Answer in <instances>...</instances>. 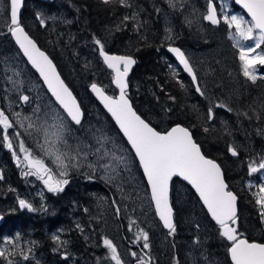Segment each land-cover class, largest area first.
I'll return each instance as SVG.
<instances>
[{
	"label": "trees",
	"instance_id": "1",
	"mask_svg": "<svg viewBox=\"0 0 264 264\" xmlns=\"http://www.w3.org/2000/svg\"><path fill=\"white\" fill-rule=\"evenodd\" d=\"M192 1L198 4L200 13L206 12L207 0ZM7 2L5 0L6 6L3 13H0V40L9 44L12 51H16L8 32ZM166 2L167 0H109L108 3L104 0H26L20 19L25 30L55 63L63 80L77 98L84 112V120L88 118L89 111L94 109L113 125L89 92L88 84L97 83L110 95H114L116 90L103 74L98 79L84 76V85L81 86L72 83L66 68V58L70 59L77 72L79 70L78 73L82 72L84 64L80 66V60L76 59H80V55L97 53L99 45L96 40L101 41L108 53L131 56L136 64L128 79L127 94L135 111L157 131L165 132L176 124L190 130L203 154L220 165L229 189L238 197L236 226L239 232L249 241L264 243L262 209L246 184L248 162L254 160L253 156L259 149H264L262 137L254 133V128L256 130L257 127L264 130V85L260 82L248 85L246 81H237L236 78L242 77L241 74L237 75L239 60L235 58V54L238 52L224 25H211L203 20L197 26L194 21L189 22L188 13L169 9ZM164 9L169 10L165 25L161 18ZM55 11H65L67 21L46 19L44 24L40 23L37 16L39 12L51 14ZM66 34L73 37V40L69 42ZM163 38L169 39L165 41ZM168 45L179 46L184 51L199 85L203 82V76L208 77L211 95L208 96L202 90L203 95L196 93L189 78L166 53ZM60 49L65 51L63 58ZM192 51L199 56L202 53L199 61L193 57ZM28 69L39 80L34 71L29 67ZM253 86L255 91L247 89ZM113 127L115 128L114 125ZM232 148L236 149V156L230 153ZM5 153L0 154V175L7 181L10 175L15 174L10 169L6 171L9 166L13 167L12 162L2 163L8 158ZM68 181L71 188L67 194H50L48 199L45 198V207L40 210L37 205L35 211L21 209L16 203L20 196H25L23 190L20 191V196L11 197L0 189V215L4 216L0 236L14 235L34 241L36 252L44 257L41 264H47L52 259H57L59 264H68L70 259L66 262L62 260V255H54L56 249L59 252L72 249L74 253L70 257L75 256L71 264H98L100 261L97 262V255L104 252L100 232H96L98 225L91 228L87 224L88 227L84 229L86 239L77 231L68 236L66 232L70 216L79 212L75 211V204H89L92 188L109 194L110 187L97 179L90 188L82 173L71 174ZM10 184L21 188V179L11 181ZM182 190L186 192L184 194L187 199L184 208L188 212L189 207H193L208 225L202 236L203 241L206 237L209 239L207 244L219 253L221 264H231L227 253L230 243L224 241L219 227L209 219L192 190L179 179L172 181L170 192L177 230L172 234L166 233L171 250L160 262L189 264L182 243L186 236L183 233V222L179 218L177 201ZM37 202L38 199L36 204ZM195 222L198 226V221ZM52 231L59 233L63 241L70 240L71 246L59 242ZM155 256H150L149 264L160 263ZM2 257L0 256V264H5ZM25 264L34 263L27 258Z\"/></svg>",
	"mask_w": 264,
	"mask_h": 264
},
{
	"label": "rangeland",
	"instance_id": "2",
	"mask_svg": "<svg viewBox=\"0 0 264 264\" xmlns=\"http://www.w3.org/2000/svg\"><path fill=\"white\" fill-rule=\"evenodd\" d=\"M208 2L209 0L206 2L207 4L205 13H200L198 4L192 0H167L166 4H168L169 9H178L184 12V14L185 12L188 13L190 19H187L189 22L194 21L197 26H200L199 23L201 21H207L204 19V17L207 15ZM212 2L215 3L216 11L218 13L217 16L219 15L220 23L224 25L229 31V37L235 44L239 57L240 49L236 46L237 42L247 48L254 46L255 41L241 40L238 36L233 39V36H235V29L234 27L231 29L228 27L224 21V17L237 15L243 16L244 19L248 21H250V19L241 11L234 9L233 0H215V2L212 0ZM5 6V0H0V13H3ZM168 12V9H164L163 16H161L164 25L166 24L165 19L166 22L168 20ZM37 16L39 21L41 19L44 21H46V19H57L61 20L62 22L67 21L65 11H55L51 14L39 12ZM66 36L69 42L73 40V37H70V35L66 34ZM168 39L163 38L165 41ZM1 41L2 40H0V110L5 111L10 120L13 121L15 127L8 130L10 139L13 143L12 149H9L6 146V143L2 138V129H0V154L2 155L6 151L8 152V159H10L13 163V171L17 174L18 170L15 168V164L18 163L17 157L20 158L19 164L22 166V173L19 175L23 177L20 178L21 185L26 186L25 189H23L24 193H26L25 196L23 198L20 196L16 203L19 204V201L23 199L30 203L34 209L36 208L35 206L38 205V208L42 210L46 205L45 198L48 199V193L52 195L59 193L50 191L48 192V188L45 186L43 180L39 179L36 175L24 174L28 169L23 162L24 153L19 149V142L20 140H23L25 147L31 150L33 155L43 158L45 163L53 169L54 179H68L71 174L82 173L88 180L87 185L90 188L92 187V182L97 181V179L102 180L110 187L109 194H105L96 188H92L91 200L89 204L82 206L75 204V211L78 210L79 212L77 213L81 216L74 218L73 223L74 226L76 225L78 228L76 230L78 234L83 235V238L86 239L84 229L88 227L87 224L90 225L91 228L95 224L98 225V230H96V232H100L99 237L102 242L101 248L104 249V252L101 253V255H97V262L100 261L98 264H115V261L111 259L110 250L103 243L105 239H109L113 242L117 249V253L123 261V264H148L147 257L151 252L152 254L156 255L155 257L156 259H159V262L162 261V259L164 260V256L169 250H171L169 238L166 236L167 232L161 228L155 217L146 184L143 180L140 170L137 167V162L118 131L107 119L102 118V116L94 109L89 111L88 118L83 121L81 126L75 127L68 120V125L72 131V135L68 137V144L71 145L70 151H74L78 144L83 151L87 152H94L97 148H100L101 152L110 150L115 152L117 156H124L126 158V164H118L117 161L111 160L110 157H106L105 160L101 161V163H111L116 166V173H110L115 177L111 180V182H107L103 178L105 176V172L102 168L97 167L96 170L93 171L87 166V162L84 163V165L80 168H70L66 177L59 176L57 167L52 162V159L45 156L38 146L40 143H43L42 135L31 129L29 131H32V135H28L25 132V129L19 127V124L16 122L20 121L25 125L26 128L29 120L25 119V117H29L31 118V121L40 124L44 119H48L49 122H51L50 117L53 111H58L62 116H65V114L53 102L40 81L33 77L28 69V65L18 50L12 51L9 44ZM60 52V55H62L63 58V53H65V51L60 49ZM259 52H264V44H262L260 48L256 49V53ZM192 53L193 57L199 61L202 53H200V56L194 51H192ZM256 53H252V55H255ZM74 57L76 58L75 55ZM76 60H80V66L84 64L82 72L80 73H78L79 70L77 72V69L74 67L73 63L70 62L69 58H66L65 60L68 76L72 83L81 86V84L84 85V81L82 80L84 76L89 75L94 79H98L100 78L99 76H102V74L103 77H108L111 82L112 75L102 63L98 52L93 53V55H80V59L78 58ZM241 64L242 62L239 59L240 67ZM262 66L263 65L256 64L255 75L256 77H262L264 80V74L259 73ZM242 77H245L243 73ZM202 81L203 82L200 84V89L204 93H207L208 96L211 95L208 77L203 76ZM246 83L248 82L246 81ZM89 85L90 84L87 86ZM22 95H28L29 102H22L20 99ZM37 107L40 108V111L35 113L34 109ZM16 113L20 114L19 117L16 115ZM45 114L48 115L46 116ZM37 117H40V119H37ZM98 129L100 130L99 132L97 131ZM17 131L20 132L19 137H16L15 135ZM254 131L258 137H262L264 143V130L261 129V127H257L256 130L254 128ZM101 134L108 138L103 142V146L98 144L95 139V137L101 136ZM85 144L89 145L90 147L85 148ZM13 152L16 153L15 156L13 155ZM8 159L7 161L5 160L7 163ZM95 159L96 157L94 155L88 156V162L95 161ZM253 159L254 160L249 161L247 164L248 176L246 184L247 187L251 189L254 197H256L258 200L260 195H264V193L260 192V188L264 187V169H261L256 173H251L250 165L258 166L261 162H264V149H259V152L254 154ZM1 160L2 159L0 158V161ZM6 171H10L9 168H7ZM89 177H91V179H89ZM94 177L97 179H94ZM64 186H70V184L68 183ZM184 193L186 192L182 190L177 201L178 211L180 213L179 218L183 222V233L186 236L184 238L185 241H182V243L185 250L186 260L188 261L187 263L221 264L219 253L216 250L213 251V248L207 244L209 239L206 237L207 239L205 238L202 243V236L203 233L207 231L208 225L202 216L197 214L193 207L190 206L189 211L187 212V209L184 208V205L187 201ZM36 199H38L37 204ZM262 212H264V209H262ZM195 220L198 221V226L196 225L197 223ZM262 221L264 227V216H262ZM233 226L238 230L237 226ZM141 230L148 233V248L143 247L144 241L142 238H137ZM220 231L221 230L219 228V233ZM52 232L53 235L57 237L59 242L64 243V245L71 246L70 240L63 241L60 238L59 233L57 234L56 231ZM238 233L240 234L239 230ZM223 239L224 241L226 240L225 238ZM33 244L34 241L24 240L18 236L4 234L1 235L0 249L5 250V255L2 257L4 258L5 264H25V257L31 259L34 264H41V259L44 257L42 254L38 255L36 249L33 247ZM57 248H60V245H57ZM151 249H154V252ZM59 251L60 250L58 249L54 250V255H62V260L64 261L68 257V259H70L68 264H71L75 256L74 254L70 257V254L74 253L72 249H67V252ZM132 252H135L137 255L135 257L132 256ZM94 259L95 257L92 260L93 262ZM52 260H49L50 262L47 264H59L57 259L54 262H51ZM159 264L162 263L160 262ZM169 264L174 263L170 261Z\"/></svg>",
	"mask_w": 264,
	"mask_h": 264
},
{
	"label": "snow or ice",
	"instance_id": "3",
	"mask_svg": "<svg viewBox=\"0 0 264 264\" xmlns=\"http://www.w3.org/2000/svg\"><path fill=\"white\" fill-rule=\"evenodd\" d=\"M104 2L108 3L109 0H104ZM236 3L247 10L251 20H245L243 16L232 15L230 17L225 16L224 21L230 29L234 27L235 36H233V39L238 36L241 40L255 41L254 46L247 48L240 45L239 42L236 45L240 49L239 59L242 62L243 75L255 81L257 78L255 75L256 64L264 65V52L256 53V49L264 44V0H236ZM21 4L22 0H10L12 26L9 31L15 38V42L22 50L23 55L27 57L32 67L39 73L51 96L59 105V109H62L63 113L66 114V117L58 111H53L50 117L51 122L44 119L42 123L37 124L31 121V118L25 117L29 120L26 128L20 121L16 123L19 124V127L24 128L28 135H32L30 129L42 135L43 143L38 146L45 156L52 159L59 176L66 177L70 168H80L87 162V166L93 171L97 167L102 168L105 172L103 178L107 182H111L115 177L110 173H116V166L111 163H101V161L105 160L106 157H110L118 164H126V158L117 156L115 152L110 150L101 152L100 148L95 149L94 152L83 151L79 144L74 151H70L71 145L68 144V137L72 135V131L67 121L70 119L75 125H81L82 112L72 91L57 72L53 61L37 46L36 42L20 25L18 13ZM204 19L213 25L220 23L212 0L208 2L207 15ZM40 23L44 24V20L41 19ZM96 44L99 45V52L105 64L115 73L113 82L119 89V96L106 95L104 90L95 83L91 85V89L115 119L123 135L134 149L150 185L151 199L155 204V211L164 227L172 233L175 232L173 208L169 197L170 181L173 177H182L199 194L208 213L219 225L221 237L230 242L228 252L232 264H264V244L239 238L240 234L237 228L233 226L237 223V198L232 192L226 190L227 185L223 179L220 166L201 153L199 145L194 142L187 128L178 125L170 131L162 133L142 119L133 110L126 93L128 88L126 77L136 61L131 56L109 55L105 52L104 45L100 40H96ZM169 51L175 53L184 70L191 75L193 82H196V74L184 52L179 48H170ZM252 53L256 54L252 55ZM121 66H123V70H121ZM196 90L201 92L198 84ZM201 94L203 95L202 92ZM20 99L25 103L29 102L28 95H22ZM220 106L223 107V105ZM39 111V107L34 109L35 113ZM209 113L211 114V109ZM16 115L19 117L20 114L16 113ZM37 119H40V117H37ZM14 127L13 121L10 120L5 111L0 110L2 138L9 149L13 148V143L8 130ZM15 135L19 137L20 132L17 131ZM95 139L98 144L103 146V142L108 138L101 134ZM84 147L88 148L90 146L85 144ZM19 149L24 153L23 162L28 169L24 173L25 175H36L43 180L50 192L63 191V186L69 183L68 179H54L53 169L45 163L43 158L33 155L32 151L25 147L23 140L19 142ZM230 151L233 156L238 154L235 148L230 149ZM13 155L15 156L16 153L13 152ZM89 155H94L96 157L95 161L88 162ZM17 162H20L19 157H17ZM261 169H264V162H261L258 166L250 165L251 173H256ZM260 192L264 193V187L260 188ZM257 203L264 209V195L259 196ZM19 205L21 208L35 211L32 205L23 199L19 201ZM262 216H264V212H262ZM137 238L143 239L144 248L149 247L147 232L141 230ZM103 243L110 250L111 259L115 261V264H123L113 242L105 239ZM4 255L5 250L0 249V256ZM131 255L135 257L137 254L132 252Z\"/></svg>",
	"mask_w": 264,
	"mask_h": 264
},
{
	"label": "water",
	"instance_id": "4",
	"mask_svg": "<svg viewBox=\"0 0 264 264\" xmlns=\"http://www.w3.org/2000/svg\"><path fill=\"white\" fill-rule=\"evenodd\" d=\"M25 1L26 0H22V4H21V8H20V10H19V13H18V19H19V22H20V25L23 27V25L21 24V19H20V17H21V12H22V9H23V6H24V3H25ZM37 1H42V2H48V1H50V0H37ZM234 5L236 6V7H238L242 12H244L249 18H250V20H251V17L248 15V13H247V10L246 9H244L243 7H242V5H240V4H238V3H236V0H234ZM10 13H11V6H10V0H8V19H9V27H8V32H9V35H10V38H11V40H12V42L14 43V45H15V47H16V49L18 50V52L20 53V55L22 56V58L24 59V61L26 62V64L28 65V67L30 68V69H32L33 71H34V73L37 75V77H38V79H39V81L41 82V84H42V86L44 87V89H45V91L48 93V95L51 97V99L54 101V103L56 104V102H55V100H54V98L51 96V93L48 91V89H47V86L44 84V82H43V80H42V78L39 76V73L32 67V65L30 64V62L27 60V57H25L24 55H23V52H22V50L19 48V46L16 44V42H15V38L12 36V34H11V32L9 31V28L12 26L11 25V18H10ZM24 28V27H23ZM25 29V28H24ZM26 31V30H25ZM27 32V31H26ZM28 33V32H27ZM28 35H29V33H28ZM30 36V35H29ZM31 37V36H30ZM32 38V37H31ZM33 39V38H32ZM34 40V39H33ZM35 41V40H34ZM36 42V41H35ZM36 44H37V46L39 47V45H38V43L36 42ZM40 48V47H39ZM170 48H179L181 51H183L179 46H176V45H169V46H167L166 47V53L173 59V61H174V63L176 64V66L182 71V73L185 75V76H187L190 80H191V83H192V85L194 86V88H195V90H196V87H197V84H198V81L196 80V82H193V80H192V77H191V75L189 74V73H187L185 70H184V68H183V65L182 64H180V62H179V60L177 59V57H176V55H175V53H173V52H170L169 51V49ZM41 49V48H40ZM42 51H44L43 49H41ZM45 52V51H44ZM184 52V51H183ZM46 53V52H45ZM108 53V52H107ZM47 54V53H46ZM109 55H117V56H126V55H120V54H111V53H108ZM185 54V53H184ZM48 55V54H47ZM49 56V55H48ZM186 56V55H185ZM99 57H100V59H101V61H102V63L104 64V66L111 72V74H112V80H111V82H112V86L116 89V94L113 96V97H118L119 96V89L116 87V85H115V83L113 82V80H114V76H115V73H114V71L112 70V69H109L108 67H107V65L105 64V62H104V60H103V57L100 55V52H99ZM49 58H50V56H49ZM51 59V58H50ZM52 60V59H51ZM53 61V60H52ZM190 63V62H189ZM53 64L55 65V63L53 62ZM136 64V63H135ZM135 64H133L132 66H131V68H130V70H129V73H128V76L126 77V80H127V83H128V78H129V76L131 75V73H132V71H133V69H134V67H135ZM56 66V65H55ZM192 66V65H191ZM56 70H57V72L59 73V71H58V69H57V67H56ZM121 70H123V66H121ZM60 74V73H59ZM60 77H61V79H63L62 78V76L60 75ZM65 82V81H64ZM66 84V83H65ZM92 84H94V83H92ZM92 84H90L89 85V87H88V90H89V92L92 94V96H93V98H94V100L98 103V105L102 108V110L109 116V118L111 119V121H112V123H113V125L115 126V128H116V130L118 131V133L120 134V136L123 138V140L126 142V144H127V146L129 147V149L131 150V152H132V154H133V156H134V158L136 159V161H137V163H138V165H139V168H140V172H141V175H142V177H143V179H144V182H145V184H146V187H147V189H148V192H149V196H150V200H151V203H152V206H153V209H154V212H155V215H156V218H157V220L160 222V224H161V226L163 227V229L165 230V231H167V232H169L170 230L169 229H167V228H165L164 227V225H163V222L159 219V216L157 215V213H156V211H155V204H154V202L152 201V199H151V188H150V185L148 184V182H147V178L145 177V175H144V173H143V168L141 167V165H140V163H139V159H138V157H136V155H135V151H134V149H132V147H131V145L129 144V142L127 141V138L123 135V133H122V131L120 130V128H119V126L117 125V123H116V121H115V119L111 116V114L107 111V109L104 107V105H103V103L100 101V99L96 96V94L92 91V89H91V85ZM98 87H100V88H102L101 86H99L97 83H95ZM67 85V84H66ZM68 86V85H67ZM70 89V88H69ZM103 89V88H102ZM128 89H129V84H128V88L126 89V93H127V91H128ZM71 90V89H70ZM104 90V89H103ZM72 91V90H71ZM105 92V94L106 95H109L106 91H104ZM73 93V92H72ZM196 93L197 94H200L201 92H197V90H196ZM73 95H74V93H73ZM75 96V95H74ZM109 96H111V95H109ZM76 98V97H75ZM127 98L129 99V97H128V95H127ZM76 100H77V98H76ZM22 101V100H21ZM129 101H130V103H131V100L129 99ZM23 102V101H22ZM77 103L79 104V102H78V100H77ZM58 107H59V105L58 104H56ZM131 105H132V103H131ZM79 106H80V104H79ZM132 107H133V105H132ZM80 109H81V112H82V120H81V124H82V122H83V120H84V112H83V110H82V108H81V106H80ZM62 110V109H61ZM133 110L135 111V109L133 108ZM63 112V111H62ZM137 113V112H136ZM65 114V113H64ZM138 114V113H137ZM66 115V114H65ZM139 115V114H138ZM142 118V117H141ZM143 119V118H142ZM69 121H70V119H68ZM71 122V121H70ZM74 126H80V125H75L73 122H71ZM181 126V127H184V126H182V125H180V124H176V125H173V126H171L167 131H170L173 127H176V126ZM151 126V125H150ZM152 127V126H151ZM184 128H186V127H184ZM189 130V129H188ZM167 131H165V132H167ZM189 132H190V130H189ZM162 133H164V132H162ZM191 133V132H190ZM191 135H192V133H191ZM192 138H193V136H192ZM193 140H194V138H193ZM194 142H195V140H194ZM196 143V142H195ZM199 145V144H198ZM200 147V146H199ZM200 150H201V148H200ZM201 153L203 154V152L201 151ZM230 153H231V151H230ZM232 154V153H231ZM204 155V154H203ZM205 156V155H204ZM206 157V156H205ZM207 159H211V158H209V157H206ZM211 160H213V159H211ZM213 161H215V160H213ZM216 163H217V161H215ZM218 164V163H217ZM219 165V164H218ZM220 166V165H219ZM221 168V167H220ZM221 171H222V174H223V170H222V168H221ZM174 179H179L180 181H182V182H184L191 190H192V192L195 194V196L197 197V199H198V201L200 202V204L202 205V207L204 208V210H205V212L207 213V215H208V217L210 218V220L215 224V225H217V223L212 219V217H211V215L208 213V211H207V208H206V206L203 204V201L200 199V196H199V194L196 192V190L192 187V185L191 184H189L187 181H185L182 177H173L172 178V180L170 181V192H171V184H172V181L174 180ZM223 179H224V181H225V178H224V174H223ZM225 183H226V181H225ZM226 185H227V183H226ZM227 191H230V192H232L235 196H236V208H237V216H238V197H237V195L232 191V190H230L229 189V187H228V185H227V189H226ZM170 192H169V197H170ZM170 204H171V199H170ZM171 206H172V204H171ZM173 208V207H172ZM173 213H174V210H173ZM3 221H4V216L3 215H0V226L2 225V223H3ZM173 222H174V218H173ZM217 226H219V225H217ZM239 238H241V239H246L245 237H239ZM249 241V240H248ZM249 242H255V243H260V242H256V241H249ZM262 244H264V243H262ZM230 247V246H229ZM228 247V248H229ZM228 258H229V261L231 262V264H232V261H231V257H230V254H229V252H228Z\"/></svg>",
	"mask_w": 264,
	"mask_h": 264
},
{
	"label": "flooded vegetation",
	"instance_id": "5",
	"mask_svg": "<svg viewBox=\"0 0 264 264\" xmlns=\"http://www.w3.org/2000/svg\"><path fill=\"white\" fill-rule=\"evenodd\" d=\"M234 9H237L236 7H234ZM238 10V9H237ZM240 11V10H239ZM219 16V15H218ZM98 50H99V47H98ZM106 52V51H105ZM235 58L236 59H238L239 60V57H238V54L236 55L235 54ZM237 69H239V73H237V75L238 74H241V76H242V73H243V70H242V64H241V67L239 66V61H238V63H237V67H236ZM259 73H261V74H264V65L260 68V71H259ZM237 79V81L238 82H244V81H247L248 83H250V84H255V83H258V82H260L262 85H264V80H263V78L262 77H257L256 78V80L255 81H252V80H250L249 78H247V77H241V78H236ZM247 83V84H248ZM249 85V84H248ZM248 90H252V91H255V86H253V87H248L247 88ZM6 156L7 157H9V155H8V152L6 151ZM8 159V158H7ZM7 159H6V161H7ZM6 161H3V162H6ZM2 162V163H3ZM8 162H11V160L10 159H8ZM7 163V162H6ZM11 171H13V169H14V167H11V166H9L8 167ZM15 168L18 170V174L16 173V172H14L13 171V173L15 174V175H10L9 176V179L6 181V180H3V178H0V186H3L4 188H2V187H0V189H3L4 190V193H5V195L6 196H11V197H16V196H20V194H21V190H23V189H25V185H21V188L20 187H16L15 185H11L10 183H11V181L12 182H14V181H18L20 178H23L21 175H19V174H21L22 173V171H21V168H22V166L19 164V163H16L15 164ZM20 170V171H19ZM10 174H11V172H10ZM0 177H2L1 175H0ZM70 186H63V191H61V192H59L58 194H67L68 192H69V190H70ZM49 192V191H48ZM50 195V193H48V196ZM80 215H78V214H72L71 216H70V225H69V227H68V230H67V232H66V234H67V236L68 235H70V234H76V233H74V231H76L78 228H77V226L75 225L74 226V218H77V217H79ZM208 216V215H207ZM81 217V216H80ZM177 217V216H176ZM214 224V223H213ZM215 225V224H214ZM236 226V225H235ZM177 228V226L175 225V230H177L176 229ZM220 228V227H219ZM169 234H172V232H168ZM240 236H242L241 235V233H240ZM64 239H66V238H64ZM202 243H203V239H202ZM230 243V242H229ZM153 252H154V249H151ZM150 256H153V254H152V252L151 253H149V256L147 257L148 258V264L150 263V261L151 260H149L151 257ZM65 258H66V256H65ZM68 257L65 259V261L66 262H68ZM145 264H147V263H145Z\"/></svg>",
	"mask_w": 264,
	"mask_h": 264
}]
</instances>
